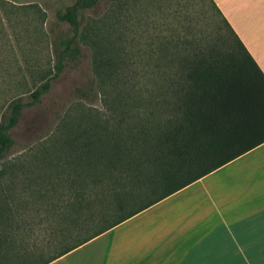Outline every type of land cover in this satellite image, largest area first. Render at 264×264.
Returning a JSON list of instances; mask_svg holds the SVG:
<instances>
[{
  "label": "trees",
  "instance_id": "obj_1",
  "mask_svg": "<svg viewBox=\"0 0 264 264\" xmlns=\"http://www.w3.org/2000/svg\"><path fill=\"white\" fill-rule=\"evenodd\" d=\"M118 1L75 0L57 12L56 18L68 24L71 35L60 34L53 41V74L42 76L28 101H10L0 117L2 235L9 234L14 218L7 176L23 168L40 171L39 185L46 200L54 199L60 182L71 178L65 167L72 174H79L77 168L92 174L89 184L78 177L71 179V185L76 184L77 208H82L79 199L90 186L95 191L101 186V202L106 196L112 198L105 220L90 236L39 264H51L264 143V74L213 0L209 2L224 30L221 33L216 28V45L189 40L178 48L175 41L173 45L171 40L163 41L151 69V82L147 79L137 85L130 83L113 50L97 38H88L82 23L86 11L101 3L113 7ZM80 43L93 52L94 77L85 89L76 91L94 99L100 93L104 111L86 115L63 135L64 145L77 154L68 166L57 169L61 172L33 169L22 155L10 157L15 145L12 132L24 109L39 104L66 65L78 61ZM8 261L0 253V264ZM23 261L30 264L34 260L26 254Z\"/></svg>",
  "mask_w": 264,
  "mask_h": 264
},
{
  "label": "rangeland",
  "instance_id": "obj_2",
  "mask_svg": "<svg viewBox=\"0 0 264 264\" xmlns=\"http://www.w3.org/2000/svg\"><path fill=\"white\" fill-rule=\"evenodd\" d=\"M74 2L0 0V117L10 101H28L42 76L53 74V41L60 34L71 35L68 24L60 22L56 14ZM82 23L89 39L97 38L113 50L132 85L147 79L151 82V69L163 41L171 40L172 45L175 41L178 48L189 40L211 46L217 43L216 28L224 33L209 0H119L113 7L101 3L83 14ZM80 45L78 61L66 65L39 104L24 109L12 132L15 145L10 157L22 155L33 169L36 166L55 173L68 166L65 164L77 153H70L63 135L86 115L104 111L100 93L94 99L92 95L81 97L76 91L85 89L94 77L93 52L84 43ZM65 168L71 178L60 182L52 200L43 197L37 168L35 172L23 168L7 176L14 218L9 234L0 232V253L7 256L9 264H24L26 254L34 260L30 264L48 260L90 236L105 220L111 196L105 195L101 202V186L97 191L90 186L92 189H86L79 199L82 208H77L76 184L71 185V179L78 177L89 184L92 174L78 168L79 174H72L70 167ZM87 197L89 201L84 200ZM110 218L107 215L106 220ZM106 239L56 264H96Z\"/></svg>",
  "mask_w": 264,
  "mask_h": 264
},
{
  "label": "crops",
  "instance_id": "obj_3",
  "mask_svg": "<svg viewBox=\"0 0 264 264\" xmlns=\"http://www.w3.org/2000/svg\"><path fill=\"white\" fill-rule=\"evenodd\" d=\"M213 2L264 74V0ZM104 238L96 264H264V143L51 264Z\"/></svg>",
  "mask_w": 264,
  "mask_h": 264
}]
</instances>
